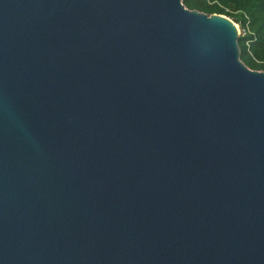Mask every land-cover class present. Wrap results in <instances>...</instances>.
Instances as JSON below:
<instances>
[{
  "label": "water",
  "instance_id": "obj_1",
  "mask_svg": "<svg viewBox=\"0 0 264 264\" xmlns=\"http://www.w3.org/2000/svg\"><path fill=\"white\" fill-rule=\"evenodd\" d=\"M184 0H0V264H264V70Z\"/></svg>",
  "mask_w": 264,
  "mask_h": 264
},
{
  "label": "trees",
  "instance_id": "obj_2",
  "mask_svg": "<svg viewBox=\"0 0 264 264\" xmlns=\"http://www.w3.org/2000/svg\"><path fill=\"white\" fill-rule=\"evenodd\" d=\"M191 9L232 17L243 28L239 37L241 59L264 70V0H184Z\"/></svg>",
  "mask_w": 264,
  "mask_h": 264
},
{
  "label": "built area",
  "instance_id": "obj_3",
  "mask_svg": "<svg viewBox=\"0 0 264 264\" xmlns=\"http://www.w3.org/2000/svg\"><path fill=\"white\" fill-rule=\"evenodd\" d=\"M225 16H227V15H225ZM227 17H229V16H227ZM229 18L232 19L231 17H229ZM232 20H233V19H232ZM233 21H234V20H233ZM234 22H235V21H234ZM236 24H237L238 27H239V23H236ZM241 34H244V31H241V30H240V35H241Z\"/></svg>",
  "mask_w": 264,
  "mask_h": 264
},
{
  "label": "rangeland",
  "instance_id": "obj_4",
  "mask_svg": "<svg viewBox=\"0 0 264 264\" xmlns=\"http://www.w3.org/2000/svg\"><path fill=\"white\" fill-rule=\"evenodd\" d=\"M232 18V17H231ZM234 20V19H233ZM235 21V20H234ZM239 29L241 30V31H243V28L241 27V25H239Z\"/></svg>",
  "mask_w": 264,
  "mask_h": 264
}]
</instances>
